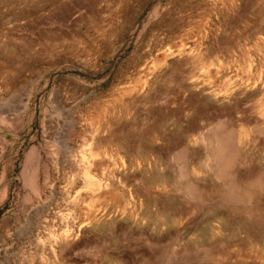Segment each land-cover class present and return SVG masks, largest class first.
<instances>
[{"label": "rangeland", "instance_id": "obj_1", "mask_svg": "<svg viewBox=\"0 0 264 264\" xmlns=\"http://www.w3.org/2000/svg\"><path fill=\"white\" fill-rule=\"evenodd\" d=\"M0 264H264V0H0Z\"/></svg>", "mask_w": 264, "mask_h": 264}, {"label": "bare ground", "instance_id": "obj_2", "mask_svg": "<svg viewBox=\"0 0 264 264\" xmlns=\"http://www.w3.org/2000/svg\"><path fill=\"white\" fill-rule=\"evenodd\" d=\"M220 138V143H221V149L219 151V156L222 158V160H226L227 157V152L230 150L232 151L233 153V140L231 138V136H224L223 138H221V136L219 137ZM231 154V153H230ZM233 155V154H232ZM234 157V156H233ZM245 187V186H244ZM241 188V187H240ZM243 188V187H242ZM241 188V190H242ZM245 190V189H244ZM245 193V192H244ZM243 194V193H242Z\"/></svg>", "mask_w": 264, "mask_h": 264}]
</instances>
